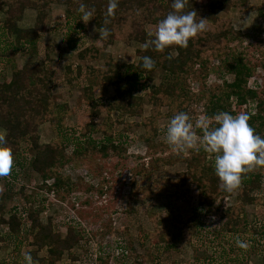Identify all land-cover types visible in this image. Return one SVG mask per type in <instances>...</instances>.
<instances>
[{"label":"trees","instance_id":"trees-1","mask_svg":"<svg viewBox=\"0 0 264 264\" xmlns=\"http://www.w3.org/2000/svg\"><path fill=\"white\" fill-rule=\"evenodd\" d=\"M53 3L66 5V12H69L66 23L64 22L66 25L70 23V19L75 23L76 21L78 24L80 23L82 13L79 6L83 3L86 10L92 11L91 18L96 28L101 32L107 30L109 34L106 38L101 36L100 42L97 44L90 42L79 48L71 44L72 37L67 39L69 46L64 45L62 48L58 44L46 46L44 58L26 62L21 68L14 69L8 78L0 79V129L5 131V142L11 148L14 157V167L10 176L0 179V183H4L8 191L15 189L27 175L25 168L30 167L41 178L38 187L43 193L39 192V194L44 196L45 193L52 192L58 196L62 191L70 190L72 181L70 175L63 173V168L91 156L90 148L94 147L97 149L98 155L105 157L114 152L120 154L125 150L121 146L122 144L113 138L112 132L108 131L103 138L95 140L90 135L92 132L90 124H86L78 134L71 131L70 128H66L58 133L56 140L48 143L41 142L39 130V126L43 122L57 114L58 108L53 94L55 69L52 67L51 61L46 59L49 57V53L55 50L58 52V56H62L70 47L78 50L79 60H87L91 63L101 59L105 45L113 43L119 36H123L127 42L137 41L140 43L136 62L122 64L110 57L111 59H108L102 67L90 66L84 70L81 65L77 66L76 77H83L87 82L84 86L85 94L94 117L105 114L104 118L112 121L113 111H118L122 115L142 117V121L137 122L136 125L143 127V138L150 143L161 132L158 119L165 115L164 108L167 107L166 114L187 111L193 96H190L185 82L192 63L199 60L203 62L201 72L206 78L208 68L212 63L211 60L218 57L220 58L218 68L222 71L223 81L222 85L211 89L210 95L204 99L206 103L204 113L208 120V127L217 126L215 116L220 112L226 111L232 115L246 112L250 116L251 127L257 134L264 137V98L261 91L249 85V80L257 65L248 62L243 50L230 51L232 40L240 39L243 34L234 29L227 19L217 17L213 21L211 20L215 11L228 12L234 7L243 10L252 9L254 6L251 0H186L183 11H195L196 19L206 18L207 30L191 38L187 47L172 45L163 51H156L150 45L153 37L148 31L147 25L156 26L160 19L172 11V0H116L117 7L113 10V14L107 17L109 21L107 24L104 21L109 0H0V10L5 13L4 19L0 18V59L5 60L6 58L3 48L5 39L3 41L1 39L4 32L16 36L15 41L9 44L6 49L12 47L11 50L14 51L27 50L30 46H35L39 36L48 31L49 10ZM27 8L37 11L36 22L33 28L22 29L18 26V21ZM254 9H264V2ZM81 27L84 28L79 24L80 29ZM67 28V26L64 27L66 33ZM145 44H149V47H145ZM226 50H229L227 51L229 53L225 55ZM144 56L155 61V66L151 71L145 70L141 66ZM0 64H4V62L1 61ZM260 66L264 69V58L260 61ZM158 70L166 75L181 79L180 88H177L175 84L161 81L158 84H150L146 88L150 90L149 94L147 92L137 94L136 91L142 85L141 81L148 80L150 74ZM72 71L73 66L68 65L66 67L68 81H72ZM230 75L231 79L228 78ZM96 83L103 87H110L111 94L106 100H101L96 96ZM179 89L184 90V93L179 92ZM253 102H255L254 108L251 106ZM146 103L152 106L151 112L148 114L145 113ZM63 106L66 111L69 110L68 104ZM191 121L193 123V120ZM130 124L134 125V123ZM97 129L106 130L103 125H99ZM194 131L202 137V129L196 127ZM23 143H26L25 149L22 147ZM72 145L76 148L71 154H68L67 149ZM190 151L192 156L189 160H193L192 164L189 163L184 172L160 183V185L169 183L174 190L170 208L173 209L172 204L176 200V196L185 194L192 183L205 195V199L209 202V208L219 195H233L238 191V202L222 211L223 228L227 232L236 233L235 226L241 220L247 205L261 201L260 196L254 193L264 188V166L256 167L252 172L243 173L240 181L242 187L238 186V190L235 188L232 192H226L219 187L220 181L214 171L215 154L206 152L203 148H200L199 151ZM208 158L210 159L208 160ZM6 189L3 194L8 192ZM100 189L103 191L102 187ZM26 197L27 205L24 211L15 206L7 217L0 214L1 240L9 238L12 240L16 252H21L24 243L27 242L25 240L29 237L31 246L37 247L36 250L28 251L32 260L42 261L46 258L49 263L53 264L61 260L65 251H72L77 245L87 246L90 239L86 230L81 228H77V230L73 224H70L63 235L54 229L52 220L49 219L46 224L41 222L39 212L31 211L32 195H26ZM183 218L178 212H174L172 223L174 227L181 229V237L177 240L180 246L192 243L194 240L193 235H190V232L184 227ZM253 233H257V231L253 230ZM238 240L243 241L240 233L231 234L228 239V248L222 246V253H231L232 255L237 250L240 251ZM165 243V246L180 250V246H174L173 241L169 243L168 240ZM245 245L246 247L241 249L246 255L261 247L263 252L261 264H264V239L261 241L252 238L251 242L245 243ZM42 250H46V256H37V252ZM98 264H110V261L99 257ZM122 264L130 263L126 260Z\"/></svg>","mask_w":264,"mask_h":264},{"label":"rangeland","instance_id":"rangeland-1","mask_svg":"<svg viewBox=\"0 0 264 264\" xmlns=\"http://www.w3.org/2000/svg\"><path fill=\"white\" fill-rule=\"evenodd\" d=\"M263 2L264 0H251L254 8H258ZM254 8L243 10L234 7L228 12L215 11L211 20L217 17L227 19L234 29L242 32L240 39L232 40L230 51L243 50L248 62L257 65L249 85L261 91L264 98V69L260 66V61L264 58V9ZM67 18L59 21V27L63 24V29L68 27L67 33L64 31V36L58 33L64 45H68L65 41L68 37L76 41H71L75 46L77 45L76 48L86 43L100 42L102 32L96 28L91 17L88 22L80 20V26H84L81 27L82 30L78 22L75 23L71 19H68L70 23L66 25L64 22ZM32 23L33 20H30L29 24ZM147 27L150 33H154L155 25H147ZM139 47L140 43L137 41L127 42L123 36H119L113 43L105 45L101 59L91 63L87 60H79L77 54L68 51L58 61L55 56L48 57L54 61L52 67L53 64L56 65L55 68L53 67L55 69L53 94L58 108L57 114L39 126L41 142L56 140L58 133L66 128L78 134L86 124H90L92 130L90 135L95 140L103 138L109 131L125 150L120 154L114 152L105 157L98 155L94 147L90 148L91 156L63 168V173L70 175L72 181L70 190L62 191L58 196L52 192L45 193L46 196L39 194V192L43 193L38 187L41 178L30 167H26L27 175L15 189L8 191L5 184L0 183V214L7 217L15 206L24 211L27 205L26 195L31 194V211L39 212L42 223L46 224L49 219L52 220L54 229L63 235L70 224L76 229L86 230L90 239L87 246L77 245L74 250L65 251L56 264L94 263L95 253H98V259L102 257L103 260H109L110 264H122L126 260L130 264H261L263 261L261 247L246 255L241 249L244 247L239 246L240 251L237 250L231 255V253L223 254L222 246L228 248L231 234L239 233L243 238V244H248L252 238L263 241L264 188L254 193L260 196L261 201L247 205L245 213L235 226L236 233L227 232L223 228L222 211L238 202V191L233 195H219L209 208L205 195L192 183L185 194L176 196L171 209L170 202L174 190L169 183L163 185L160 183L184 172L188 164H192L193 161L189 160L192 156L190 150L186 154H176L165 143L166 125L175 113L166 114L167 107L164 108L165 115L158 119L161 132L150 143L143 138V127L136 125L137 122L142 121V117L122 115L118 111H113L112 121H109L104 118L105 114L99 117L92 115L84 88L87 82L83 77H76L78 64L84 70L90 66L102 67L108 59H111L110 57L122 64L134 63L138 60ZM11 48L4 50L5 60L0 59V62H4L3 65L8 73L12 72V68L17 67L19 59L22 60L19 66L26 61L25 57L18 59L14 56ZM53 51L55 53H52L58 56V52ZM227 51L229 50L224 52L225 55L229 53ZM68 61L74 64L73 78H71L73 82L68 81L66 76ZM211 62L206 78L201 72L203 62L199 60L192 63L185 82L190 96H193L185 112L193 120V130L196 128L197 120L206 119L204 99L210 95L211 89L222 85L223 74L218 68L220 58L214 57ZM149 77L148 80L141 81L142 85L136 91L137 94L139 92L149 94L150 90L146 88L161 81L175 84L177 88L182 84L181 79L166 75L159 70L151 73ZM228 78L231 79L232 76ZM95 85L96 96L106 100L111 94L110 87H103L97 83ZM179 92L184 93V90ZM64 104L69 105L68 111L64 109ZM251 106L254 108L255 102L251 103ZM145 107V113H150L152 106L146 103ZM99 125H103L106 130H98ZM0 132L5 134L3 129H0ZM196 136L198 139L201 138L198 133ZM22 147L25 149L26 143H23ZM74 148L76 147L70 146L67 149L68 154H71ZM101 187L103 191H100ZM239 187L242 185L239 184ZM5 189L8 192L3 194ZM40 208L41 210H38ZM174 212L184 217L182 219L184 227L194 238L192 243L183 246L177 243L181 237V229L174 227L172 223ZM253 230L257 233H253ZM168 240L169 243L173 241L174 246H180V250L165 246ZM25 241L27 242L24 243L21 252H16L12 240L0 238V264H25L24 255L28 254L29 250L37 248L31 246L29 237ZM38 255L46 256V250L37 252ZM47 262L46 258L42 261L32 260V264H53Z\"/></svg>","mask_w":264,"mask_h":264},{"label":"clouds","instance_id":"clouds-1","mask_svg":"<svg viewBox=\"0 0 264 264\" xmlns=\"http://www.w3.org/2000/svg\"><path fill=\"white\" fill-rule=\"evenodd\" d=\"M186 0H172V11L157 22L150 45L156 51H163L165 48L177 45L187 47L189 40L198 33L207 30L206 18L196 19L195 11H183ZM117 7L116 0H109L105 13L107 17L113 14ZM79 10L82 13L81 19L84 22L92 17V11L86 10L83 3ZM108 31L100 33V36L107 37ZM149 47V44H145ZM145 70L151 71L155 61L144 56L142 65ZM248 113L232 115L229 112H220L215 116L217 126L209 128L206 119L196 121L195 127L202 129V137L197 138L193 130V123L185 112L175 113L167 122L165 131V143L176 154H186L188 150L199 151L203 148L206 152L215 154L214 171L219 178V187L232 192L241 181V175L256 167L264 166V137H261L249 124ZM14 167V157L11 148L5 142V134L0 132V179L10 176ZM214 219V218H213ZM241 247L245 244L237 241ZM25 264H32L30 254L24 255Z\"/></svg>","mask_w":264,"mask_h":264},{"label":"crops","instance_id":"crops-1","mask_svg":"<svg viewBox=\"0 0 264 264\" xmlns=\"http://www.w3.org/2000/svg\"><path fill=\"white\" fill-rule=\"evenodd\" d=\"M65 7L66 6L64 4H61V3H53L52 4L51 11H49V20L50 21H49L48 31L45 33H42L39 36V38L36 40L35 46H30V48L27 50H24V49L23 50H21V49L15 50V51L12 50L14 52V56H16L18 59H19V57H21V58L25 57L26 58V61L23 63V65L26 62L35 61L36 58L38 59V58H41L43 56L45 57L46 56L45 46H51V44H55V43L58 44L61 48L64 46V42L59 39L58 33H60V35L62 34V36H64V34H65L64 29H63L64 24L62 25V27H59V25H60L59 21H62V19L67 17V12H66L67 10L65 9ZM0 13H1L0 18L4 19V17H5L4 12L2 10H0ZM36 17H37V11L33 8H27V9H25V11L23 13L22 18L18 21V26L22 29H31L35 25L34 23L36 22ZM30 20H33L32 24H29ZM15 37L16 36L14 34L10 35L9 33L4 32V34L1 37L2 41L5 39V46L3 47L4 50L7 48V46L9 44H12V42L15 41V39H16ZM67 39L65 41H67ZM73 41L76 42L75 40H73ZM71 44L73 46H75L73 43H71ZM52 52H54V51H51L49 53V57L55 56L57 61L59 58L64 57V56H61V57L57 56L56 54H54L55 52L54 53H52ZM66 53H67V51H66ZM68 53L77 54V50L74 48L71 49L69 47ZM31 58H33V59H31ZM46 59L51 61V63H54V61H52L50 58H46ZM20 61H22V60L19 59L17 65H16L17 67L12 68V72L14 69L21 68L23 66V65L19 66L21 64ZM67 65H72V64L70 61H68ZM72 66L74 67V64ZM53 67L55 68L56 65L53 64ZM12 72L8 73L5 66L3 64H0V74H1L0 79L3 80L4 78H8L12 74Z\"/></svg>","mask_w":264,"mask_h":264},{"label":"built area","instance_id":"built-area-1","mask_svg":"<svg viewBox=\"0 0 264 264\" xmlns=\"http://www.w3.org/2000/svg\"><path fill=\"white\" fill-rule=\"evenodd\" d=\"M94 255V257L96 258L94 261V263L92 262V263H90V264H98V253H95V254H93Z\"/></svg>","mask_w":264,"mask_h":264}]
</instances>
